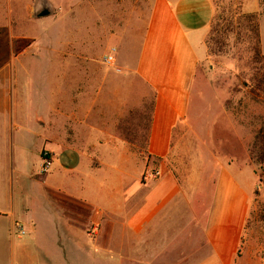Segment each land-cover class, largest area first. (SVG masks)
<instances>
[{
  "label": "crops",
  "instance_id": "0c3cea01",
  "mask_svg": "<svg viewBox=\"0 0 264 264\" xmlns=\"http://www.w3.org/2000/svg\"><path fill=\"white\" fill-rule=\"evenodd\" d=\"M148 1L140 46L130 57L117 58L116 52L118 71L102 65L99 49L96 56L90 52L94 39L89 28L83 27L80 36L70 25V106L64 110L57 102L48 107L51 117L70 111V123L34 119L45 128L38 169L47 152L61 179L54 187L52 213L40 215L24 204L21 212L29 215L24 219L13 207L0 209L8 242L0 248V264H264V255L257 260L238 255L254 188V181L244 178L250 169L222 164L214 181L182 184L167 167L174 130L190 120L196 68L207 54L212 3ZM7 7L0 43H6L10 53ZM259 31L264 54L260 22ZM13 53L18 57L23 50ZM138 137H147L141 154ZM106 168H113L116 176L110 187L105 176L97 177ZM145 171H158L159 176L143 179ZM68 176L70 183L96 190L101 199L71 193L63 182ZM71 203L88 209L84 227L70 223ZM16 222L25 235H15ZM116 227L122 236L130 233L139 239L131 253L113 252ZM70 228L82 240L78 246L70 245ZM193 228L199 229V240ZM27 235H32L41 258L29 249ZM104 235L105 245L100 243ZM172 238L189 241L184 257H172Z\"/></svg>",
  "mask_w": 264,
  "mask_h": 264
},
{
  "label": "rangeland",
  "instance_id": "374dc122",
  "mask_svg": "<svg viewBox=\"0 0 264 264\" xmlns=\"http://www.w3.org/2000/svg\"><path fill=\"white\" fill-rule=\"evenodd\" d=\"M39 1L0 0V22L6 16L7 5L12 22V51L9 53L7 44L0 43V209L13 207L16 215L24 219L29 217L21 212L24 204L31 205L34 213L51 214L54 187L61 182L52 163L47 173L38 171L37 150L44 143L45 128L34 119L38 116L52 124L70 123V111L51 117L48 108L57 102L64 105V110L70 106V25L78 28L75 32L79 35L83 27L89 28L94 39V50L90 52L96 56L100 50L102 63L111 46L116 47L117 58L134 54L149 11L148 0H46L52 14L32 18L30 13ZM210 1L214 14L206 39L214 27V55L208 56L205 43L206 58L196 68L192 87L190 120L174 130L167 167L182 184L212 182L217 166L222 164L233 162L239 168L250 169L244 178L254 181V188L238 255L245 253L246 259L257 260L264 255V85L261 90L242 87L247 74L262 78V72L255 69L261 63L255 62V56L248 51L244 21L237 23L233 16L237 12L259 15L264 50V0ZM257 48L264 59L260 42ZM14 49L23 53L16 57ZM109 66L119 70L116 62ZM146 139L138 137L140 154ZM148 174L145 171L142 178ZM98 176L101 180L106 177L111 183L108 187L115 182L113 168H106ZM63 182L70 185L73 194L101 199L96 190H81L75 181L70 183V176ZM87 216L85 206L70 204V223L84 227ZM6 225L7 221L0 218V248L8 245L3 238ZM86 231L92 233L90 229ZM193 231L199 240V229ZM120 233L116 227L111 242L117 250L113 252L131 253L139 239ZM76 237V231L70 228V245L82 242ZM26 239L31 241L29 249L41 258L32 235ZM107 242L108 236H102L100 243ZM171 242L172 257H184L189 241L172 238Z\"/></svg>",
  "mask_w": 264,
  "mask_h": 264
},
{
  "label": "trees",
  "instance_id": "16d2710c",
  "mask_svg": "<svg viewBox=\"0 0 264 264\" xmlns=\"http://www.w3.org/2000/svg\"><path fill=\"white\" fill-rule=\"evenodd\" d=\"M233 17H236L237 23L239 20H243L245 23L244 29L246 34L248 35V51L252 56H255V62H260L261 65L258 68V71L262 72V78H258L255 74H247L244 76L242 87L243 88H250V89H257L261 90L262 85H264V59L262 58L259 49L257 48L260 39H259V26H258V18L259 15L257 13H248V14H241L240 12L235 13ZM214 27L210 30L208 37L205 41L208 48V56L214 55V51L212 49L213 43V33Z\"/></svg>",
  "mask_w": 264,
  "mask_h": 264
},
{
  "label": "built area",
  "instance_id": "2783aa9c",
  "mask_svg": "<svg viewBox=\"0 0 264 264\" xmlns=\"http://www.w3.org/2000/svg\"><path fill=\"white\" fill-rule=\"evenodd\" d=\"M116 51H117L116 47L111 46L108 49L107 53L103 57V63L106 64V65H113L114 62H115ZM50 165H51V161H50V159L48 157V153L44 152L43 153L42 162L40 164V169H39L40 174H44V173L48 172V170L50 168ZM146 176H148L150 178H156V177L159 176V172L158 171L150 172ZM14 229H15V235L17 237H21V236L25 235V230H24V228L22 227L21 224L14 223Z\"/></svg>",
  "mask_w": 264,
  "mask_h": 264
},
{
  "label": "water",
  "instance_id": "95a60500",
  "mask_svg": "<svg viewBox=\"0 0 264 264\" xmlns=\"http://www.w3.org/2000/svg\"><path fill=\"white\" fill-rule=\"evenodd\" d=\"M52 12L53 10L50 7V5L47 3V1L40 0L38 7L31 11L30 16L32 18L46 17V16L51 15Z\"/></svg>",
  "mask_w": 264,
  "mask_h": 264
}]
</instances>
